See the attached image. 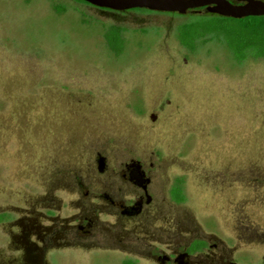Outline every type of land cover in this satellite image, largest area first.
Listing matches in <instances>:
<instances>
[{"label":"rangeland","instance_id":"374dc122","mask_svg":"<svg viewBox=\"0 0 264 264\" xmlns=\"http://www.w3.org/2000/svg\"><path fill=\"white\" fill-rule=\"evenodd\" d=\"M184 19L186 42L210 34L192 51L175 15L112 18L72 0H0V264H122L113 244L135 234L95 211H111L95 192L122 194L125 164L151 180L146 234L160 230L173 246L167 222L176 219L180 242L191 229L215 235L222 251L210 264H264L263 249L251 256L253 235L264 238V28ZM112 28L119 53L107 41ZM224 40L251 55L240 69ZM77 225L109 249L92 251L91 238L57 252L43 244Z\"/></svg>","mask_w":264,"mask_h":264},{"label":"flooded vegetation","instance_id":"af4514ba","mask_svg":"<svg viewBox=\"0 0 264 264\" xmlns=\"http://www.w3.org/2000/svg\"><path fill=\"white\" fill-rule=\"evenodd\" d=\"M72 1L75 3V5H78L80 7L86 8L94 12L95 15L107 16V17L111 16L112 18H115L116 16L122 15L124 13H137V12L144 13L149 16L175 15L181 20L178 23L179 25H177L179 41L183 46L187 47L191 51L195 48V44L201 38L205 36H209L210 34L198 35L186 42L184 40L185 39L184 36L182 37L180 34V29L184 26L186 27L189 26V24H187L188 19L184 21L185 20L184 18H186L187 16H194L196 18H204V17L216 18L223 25L226 22H230V21L242 22L247 24L245 25L246 26L245 28L249 30H251L250 24L254 19H261L262 21H264V16H260V17L250 16L242 19H233L209 12L208 11L209 9H213L216 7L215 4L188 10L186 14H179V13L153 12L146 9L113 11L109 9L94 7L82 0H72ZM224 1L234 6H245L248 3L247 0H224ZM253 1L264 3V0H253ZM112 29H110V31ZM225 29L227 28L221 26V30H225ZM118 33L121 35L119 31ZM210 37L221 39V37H216L212 35ZM224 41L226 43L228 50L230 51L232 60H234L237 65L241 64L246 58L251 59V55L249 54H247L245 58L243 57V54L240 57L238 55V51L233 50L232 46H230L226 40ZM260 56L264 57V55H260ZM226 65L227 66L232 65V62L230 64L226 63ZM236 68L240 69L241 67L238 65V67ZM150 168H153L152 164H150ZM95 170L99 174H103L105 172V160L103 157H101V154L97 155ZM119 176L122 184H121V188H118V191L126 194L122 193L118 195L113 194L108 196V194L105 193L99 194L98 191L95 192V201L106 202L107 204H109L108 208H110L111 210L110 212L107 211L103 212L99 207L98 208L95 207V211L96 212L99 211V214H104V213L107 214L106 217H108V220L111 223H113L115 227L118 226L127 229L129 232H134L135 236L134 239L133 238L132 239L135 242H126L122 245V247H119L116 243H115L116 245L113 244L115 248L111 250V252L117 253L125 257L124 262H122V264H139L140 262L145 264L147 262H151L153 264H197L196 262L200 258H202L208 264L214 262V260L212 259L213 257L211 255L212 252L222 251L221 250L222 248L219 247V244L213 243V240L216 237L212 233H208L206 231H200L198 229H191L185 233V235H187V239L185 238L180 242L178 239L179 238V233H178L179 228L177 226L178 221L176 219L174 221H169L170 219H168L167 224L171 226L170 227L172 230L171 233L173 231L175 232L169 234L168 238H171L172 235L173 236L175 235L176 239L178 240L173 246L163 241V236L165 237V235L167 234L165 235L159 234L160 230L159 233L150 232L146 234L147 229H145L144 231L143 228L147 226L146 223L149 220L150 222L152 221L146 209L150 207L151 203L155 201L154 200L155 197L149 194L150 190L148 188V185L150 184L151 180L146 177L145 173L141 171V169L136 167V164H132V165L125 164L120 170ZM126 190H128L129 193H127ZM174 191H175L174 197L176 199L182 198L181 191L178 187H175ZM81 221L84 222L85 218L79 220V222ZM161 224L163 223L161 222ZM91 227H92L91 221L87 222L86 229H90ZM157 227L163 228L162 225H159ZM72 230L74 231H71V233L68 234V238L64 240L61 239L57 241V243L56 242L52 243L51 241L53 240L55 235L53 236V234H51L49 237H47L48 241H43V244L46 246L50 245L53 248L51 249V251L57 252L71 248V247L65 248L63 246H67L69 244H75L81 240H88L91 238V239H95V247L92 249V251L96 250V251L104 252L109 249L106 248V246L102 242L103 240L102 241L96 240L99 237V232L95 231V233H91L89 230H84V227L81 225H77ZM121 231L122 232L120 233H123L124 236L127 235L126 230L123 231L121 229ZM75 236H79L80 238L77 239V237ZM253 237L251 239V256L253 254V251L257 252L259 249L264 250V238L262 237L253 238ZM116 240H118L119 244H122L123 240L118 238ZM71 249H78V248L73 247ZM143 250H146L147 252H155V254L153 256H150L149 259H145L141 257ZM188 252L190 253L194 252V253L191 256V254H188ZM224 256H226V254H224ZM220 264H228V262L220 263ZM251 264H256L253 258H251Z\"/></svg>","mask_w":264,"mask_h":264},{"label":"water","instance_id":"95a60500","mask_svg":"<svg viewBox=\"0 0 264 264\" xmlns=\"http://www.w3.org/2000/svg\"><path fill=\"white\" fill-rule=\"evenodd\" d=\"M89 5L113 11L146 9L153 12L186 14L188 10L215 4L209 9L217 15L242 19L264 16V3L247 0L245 6H234L224 0H82Z\"/></svg>","mask_w":264,"mask_h":264},{"label":"trees","instance_id":"16d2710c","mask_svg":"<svg viewBox=\"0 0 264 264\" xmlns=\"http://www.w3.org/2000/svg\"><path fill=\"white\" fill-rule=\"evenodd\" d=\"M264 28V21L261 19H254L251 23V34H257L260 29ZM107 41L109 46L111 47L112 50L117 52L116 48L113 46L114 42L119 43L122 42L120 39L119 33L116 29H112L108 34H107Z\"/></svg>","mask_w":264,"mask_h":264}]
</instances>
